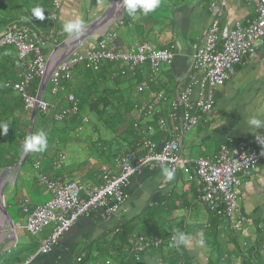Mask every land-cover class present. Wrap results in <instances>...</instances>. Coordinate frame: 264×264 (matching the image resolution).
Returning <instances> with one entry per match:
<instances>
[{"label":"crops","instance_id":"obj_1","mask_svg":"<svg viewBox=\"0 0 264 264\" xmlns=\"http://www.w3.org/2000/svg\"><path fill=\"white\" fill-rule=\"evenodd\" d=\"M57 1L59 9L55 30L40 33L42 40L40 43L42 47L47 48V50L42 49V52L47 61L48 72L67 52L66 48L57 47L62 41L71 39L62 31L63 24L75 17H81L87 26L105 11L112 0ZM212 1L161 0V6L152 14L153 25L148 18L150 15L137 12L130 16L125 10L123 16L115 22L110 21L102 29L97 28L95 32L92 31L73 52L87 53L92 50L104 31L114 34L113 41L119 47L147 42L155 48L170 50L174 54L173 60L160 67L155 81H159L163 87V90L158 91L166 90L167 94L176 96L177 87L185 85L190 74H199L198 70L191 68V47L203 41L215 16L214 11L208 9ZM254 16V1L226 0L222 7L219 24L222 27H233L235 22L244 24L246 20ZM158 18L166 19V24L163 20L158 21ZM136 24L142 25L136 27ZM141 31H143L142 34ZM143 70L141 74L144 79ZM40 82L39 79L36 93ZM47 85L49 86V82ZM47 85L42 98H44ZM48 93L50 100L47 101H51L50 91ZM252 117L264 120V43L254 55L239 63L234 73L216 90L214 106L208 114L207 121L193 127L183 135L181 151L191 160L212 158L224 143L251 141L254 134L264 130V127L255 129L248 124L249 118ZM82 144L86 148L87 157L79 158V153H74L75 147L79 145L71 143L67 150L73 149V152L69 154L67 151L61 175L82 186L99 184L101 167L113 165L112 160L100 162L97 156V160L92 161L91 147L88 148L86 142ZM41 161L43 162L44 159ZM34 162L36 165L39 163L36 160ZM163 168V166L156 169L145 168L139 174L134 175L125 190L124 211L118 213L117 216H108L104 219H101L98 214L78 219L48 254L38 253V240L45 236L47 230L39 236H31L33 238L30 240L23 223L29 211L47 202L50 198L49 192L44 186L34 184L30 174L24 175L23 185L21 182H16L17 175L14 173L10 175L11 180L7 179L9 175H6L3 195L7 188L9 195L7 212L10 220L1 221L0 226L4 228L3 233L7 230L6 237H8L11 221L15 237L17 232L20 238H24L22 244L23 248L26 247L24 255L33 257L32 264H73L74 257L77 256L76 259H78L89 244L105 242L104 234L111 238V230L118 227L122 215L126 216L125 218L137 219L152 211L160 214L161 221L166 224L167 229L173 232L179 230L188 236L189 243L184 248L191 259V264H205L214 246L213 237L210 235L212 222L217 223L220 229V225L225 224L226 220L216 218L200 199V181L197 177L188 178L182 172H177L175 178L168 181L163 174ZM241 180V185L237 188L240 197L239 204L241 213L247 219L250 234L248 237L236 234L238 241L244 247L262 238L258 229L264 225V162L259 163L251 177H241ZM7 183L9 184L6 185ZM46 195L49 196L44 199ZM154 208L158 211H154ZM224 230H227L226 226ZM2 234L0 235V252L5 250L9 252L6 246H10L11 242L2 237ZM201 236L204 238L203 246L197 243ZM223 238L224 235H220V242H224ZM223 245L228 250L233 248L229 242L228 245L226 243ZM142 257L146 264H156L148 254L144 253ZM0 264L11 263L0 257Z\"/></svg>","mask_w":264,"mask_h":264},{"label":"built area","instance_id":"obj_2","mask_svg":"<svg viewBox=\"0 0 264 264\" xmlns=\"http://www.w3.org/2000/svg\"><path fill=\"white\" fill-rule=\"evenodd\" d=\"M254 1L255 16L244 24L235 22L233 27L220 26L222 7L226 0H213L208 9L214 11L210 26L201 43L191 47V68L199 74L189 75L188 82L177 87L176 96L162 91H147L145 100L133 107L135 117L142 119L145 129L140 132L139 145L135 150L121 153L113 158V165H103L99 184L82 186L65 177L49 179L40 176V182L50 192L51 197L42 205L36 206L27 215L25 229L31 236L47 230L38 240V253L48 254L61 237L82 217L97 211L104 219L125 210L126 193L132 177L145 168L163 166L182 172L188 178L197 177L200 181V199L212 212L223 215L229 226L237 233L248 237L250 232L247 219L240 210V197L237 188L241 177L249 178L264 162V130L253 135L251 141L224 143L212 158L191 160L181 151L183 135L193 127L206 122L211 112L216 90L234 73L235 67L245 58L254 55L264 43V0ZM59 3L53 0V8L48 18L57 19ZM114 34L107 31L97 44L87 53L72 52L60 61L49 77L50 93L62 91L61 81L68 79L74 66L83 63L86 68L97 70L105 61H121L133 67H143L144 78L152 81L149 74L156 76L163 64L173 60V52L159 49L147 42H139L119 47L113 41ZM40 39L24 30L7 29L0 34V45L13 46L18 58L24 61L21 80L11 84L19 93L24 107H34L42 112L48 110V102L38 100L27 89L34 78L44 79L48 73L47 61L39 45ZM68 51V49H67ZM150 71V73L148 72ZM9 86V84H6ZM147 90L146 82H140L138 92ZM65 99L73 103L72 94ZM76 107H60L53 113L55 120H63ZM87 119H85L86 121ZM159 132V141L155 134ZM65 159L60 154L54 165L60 168ZM213 213V212H212ZM11 246L16 245L12 233ZM137 252L144 253L148 240L139 235L136 239ZM33 257L16 264H29ZM79 260V258L77 259Z\"/></svg>","mask_w":264,"mask_h":264},{"label":"trees","instance_id":"obj_3","mask_svg":"<svg viewBox=\"0 0 264 264\" xmlns=\"http://www.w3.org/2000/svg\"><path fill=\"white\" fill-rule=\"evenodd\" d=\"M35 7H41L44 10L45 19L41 21L33 17L29 22H25L22 18L30 17ZM52 8L53 0H0V34L7 29H25L41 40L40 33L55 30L56 21L48 18ZM153 13H148L152 25ZM157 20H163L166 24V19L158 18ZM141 25L136 24V27ZM113 62L105 61L97 70L86 68L83 63H80L72 68L68 79L61 81L62 91L51 94V101H47L48 110L45 112L38 110L32 123V133L41 129L48 133V148L42 153L29 152L17 170L16 182H21L23 185L22 179L26 174L31 175L34 184L41 186H44L40 182L42 175H50L46 176L49 179L65 177L69 180L61 174L67 149L71 143L80 145L86 142L88 148L91 147L92 152H96L98 160L101 161L112 160L118 154L137 148L140 132L144 131L145 123L139 117H135L133 107L147 98L148 89L158 91L163 90V87L159 81H155L156 76L153 74H149L152 81L148 78L143 79L142 69L139 66L130 69L128 64L118 61L119 68L115 73L112 69ZM23 70L24 61L18 58L16 49L10 45H0V124L4 122L9 124L7 134L0 135V173L20 160L23 154L22 145L28 133L31 110L24 107L21 95L11 88V84L21 80ZM148 72L150 73L149 70ZM143 81L146 82L147 90L138 92L137 86ZM38 82V78L31 81L27 89L29 94H36ZM68 94L73 95V103L65 99ZM57 99L58 103H56ZM60 104H62L60 107L69 108L75 105L76 110L69 112L63 120L58 121L53 118V113L58 112ZM87 114L92 116V123L90 131L84 136L82 129L88 122ZM101 131L110 134V137H102ZM98 133L100 134L97 135ZM160 137V133L157 132L154 139L159 141ZM60 154H63L65 159L61 167L56 168L54 162ZM41 159L44 161L42 162ZM34 160L39 163L36 165ZM28 182L31 184L30 181ZM8 202L4 200L6 209ZM216 210L212 211L213 215L225 220L223 215L217 214ZM91 214H98V212L92 211ZM125 217L122 215L118 227L111 230V238L104 234L105 242L89 244L83 250L84 255L82 253L78 257L79 260L76 259L77 256L74 257L73 264H146L142 257L144 253L148 254L156 264H191L184 246L179 248L172 246V237L176 232L166 228L160 214L151 211L137 219ZM163 220L166 221V219ZM212 225L210 235L213 237L214 246L205 264H264V225L258 229L262 238L244 247L237 239V232L229 226L227 220L225 224L220 225V229L217 223L212 222ZM225 226L227 230H224ZM222 234L224 242H220ZM139 235L149 242L144 253L137 252L135 247V239ZM228 242L233 245L230 250L223 245L224 243L228 245ZM25 250L26 247L16 244L15 247L9 248V252L1 251L0 257L11 264L20 263L28 259L26 258L28 255H24Z\"/></svg>","mask_w":264,"mask_h":264},{"label":"clouds","instance_id":"obj_4","mask_svg":"<svg viewBox=\"0 0 264 264\" xmlns=\"http://www.w3.org/2000/svg\"><path fill=\"white\" fill-rule=\"evenodd\" d=\"M120 7L127 11L131 15H135L137 12H142L143 14H148L154 12L161 6V0H118ZM45 12L41 7H35L32 10V15L30 17L26 16L22 19L25 22H29L33 17L38 20L45 19ZM86 29L85 20L81 17H75L71 20L65 22L62 26V31L71 39H79L84 35ZM248 124L255 129L264 127V120L257 119L255 117L249 118ZM9 129V124L4 122L0 124V135H6ZM48 148V133L41 129L36 133L29 134L23 142L22 149L25 153H42ZM163 174L168 181H172L175 178V172L172 169L167 167L163 168ZM14 232V228H13ZM8 241H11V238H7ZM189 243L188 236L177 230L176 234L172 237V246L179 248L180 246H186ZM199 246L204 245L203 236L197 241ZM10 247L6 246V249L9 250Z\"/></svg>","mask_w":264,"mask_h":264},{"label":"water","instance_id":"obj_5","mask_svg":"<svg viewBox=\"0 0 264 264\" xmlns=\"http://www.w3.org/2000/svg\"><path fill=\"white\" fill-rule=\"evenodd\" d=\"M124 12H125V10L122 7H120V5L118 3V0H112L110 2V4L108 5V7L105 9V11L99 17L94 19L92 22L89 23V25L86 26L85 33H84L83 36H81L79 39H75V40L74 39H69L68 41L67 40L62 41L57 47L60 48V49L61 48H66V49H68V51L49 70V72L47 73L46 77L41 80L39 88H38V91L36 93V98L38 100H40L42 98L43 91H44V89H45V87H46V85L48 83V80H49V77H50V74H51L52 70L55 68V66L60 61H62L67 56V54L72 53L75 50V48L78 45H80L82 43V41L92 33V31L95 32L97 28H101L102 29V27H104L110 21L115 22L121 16H123ZM36 113H37V108L34 107L31 110V112H30V119H29V122H28V133H27V136L32 133V123H33V120H34V117H35ZM28 154L29 153H25L23 151L22 157L20 158V160L14 166L7 167L6 169L1 171V173H0V215L3 218V220H2L3 222H7L6 221L7 219L10 220V217L8 215L7 209H6V207L4 205V201H3V186H4V183H5V176L8 175L11 172H13L14 175H16L17 170L20 168V166L22 165V163L24 162V160L28 156ZM10 227H11L10 234L7 237L8 239L11 238L12 233H13V226H12L11 221H10ZM3 230H4V228H1V226H0V235L3 233Z\"/></svg>","mask_w":264,"mask_h":264},{"label":"rangeland","instance_id":"obj_6","mask_svg":"<svg viewBox=\"0 0 264 264\" xmlns=\"http://www.w3.org/2000/svg\"><path fill=\"white\" fill-rule=\"evenodd\" d=\"M91 39V38H90ZM39 45H40V47H41V49H43V50H47V48H44V47H42L43 45L41 44V43H39ZM118 62V61H117ZM117 62H113V71H115V73H116V71L118 70V68H119V66L117 65L118 63ZM115 65H116V68H115ZM116 69V70H115ZM110 73H113V72H111L110 71ZM48 91H49V86L47 85V88H46V91H45V94H44V100H50L49 99V93H48ZM163 92V91H162ZM164 93H166V90H164ZM88 115V122L87 123H85L86 125L83 127V129H82V132L84 133V136H86L87 135V133L90 131V126H91V115H89V114H87ZM90 119V120H89ZM101 133V136L102 137H110V134H107L106 132H103V131H101L100 132ZM100 133H98L97 135H99ZM83 143H85V142H83ZM83 144L81 143L79 146H77V147H75V152L74 153H79V155H80V157L79 158H83V156L84 157H87V151H86V148L84 147V146H82ZM194 148H196V147H194ZM72 152H73V149L72 150H69L68 151V153L69 154H72ZM50 153H51V151H50ZM97 156H98V154L96 153V152H90V157H91V159L93 158V160L92 161H95V160H97L96 158H97ZM114 158V157H113ZM113 158H112V164H113ZM100 162H101V160H100ZM9 176H8V178L7 179H9V180H11L12 179V176H10V175H12V173H9L8 174ZM185 175V174H184ZM184 177V176H183ZM9 183H7L6 185H8ZM4 190V189H3ZM48 196L49 195H46L45 197H44V199H46V198H48ZM8 199H9V195H8V189L6 190V191H4V195H3V201L5 200H7V202H8ZM154 211H158L156 208H154ZM8 222V221H7ZM25 224H26V220H25V222L23 223V226H25ZM27 231V230H26ZM45 231V230H44ZM27 233V232H26ZM27 235L30 237V240H32V238L33 237H31V235L29 234V233H27ZM40 234H37V236H39ZM6 236H7V230H6V232L5 233H3L2 234V237H5L6 238ZM16 238H17V245L18 246H22V244H23V241H24V238H20L19 237V235H18V233L16 232ZM28 242H29V240H28ZM27 242V244H29ZM16 246V245H15ZM28 257H30V255H28Z\"/></svg>","mask_w":264,"mask_h":264},{"label":"bare ground","instance_id":"obj_7","mask_svg":"<svg viewBox=\"0 0 264 264\" xmlns=\"http://www.w3.org/2000/svg\"><path fill=\"white\" fill-rule=\"evenodd\" d=\"M0 219H2V220H3L2 216H0ZM2 220H0V225H1V221H2Z\"/></svg>","mask_w":264,"mask_h":264}]
</instances>
